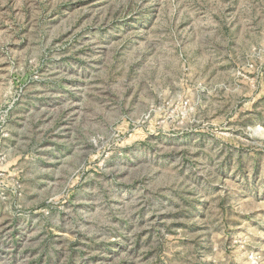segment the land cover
Wrapping results in <instances>:
<instances>
[{
    "label": "rangeland",
    "instance_id": "obj_1",
    "mask_svg": "<svg viewBox=\"0 0 264 264\" xmlns=\"http://www.w3.org/2000/svg\"><path fill=\"white\" fill-rule=\"evenodd\" d=\"M0 264H264V0H0Z\"/></svg>",
    "mask_w": 264,
    "mask_h": 264
}]
</instances>
